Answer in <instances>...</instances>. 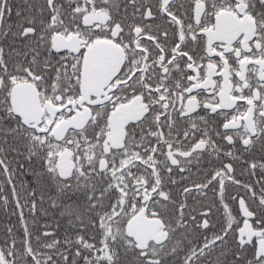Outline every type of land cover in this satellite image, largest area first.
Returning a JSON list of instances; mask_svg holds the SVG:
<instances>
[{
	"label": "snow or ice",
	"instance_id": "1",
	"mask_svg": "<svg viewBox=\"0 0 264 264\" xmlns=\"http://www.w3.org/2000/svg\"><path fill=\"white\" fill-rule=\"evenodd\" d=\"M0 264H264V0H0Z\"/></svg>",
	"mask_w": 264,
	"mask_h": 264
}]
</instances>
